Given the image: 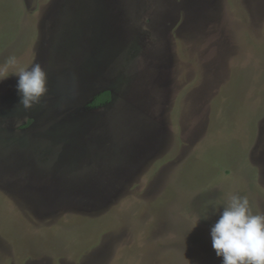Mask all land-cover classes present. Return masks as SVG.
I'll list each match as a JSON object with an SVG mask.
<instances>
[{"label": "rangeland", "instance_id": "obj_1", "mask_svg": "<svg viewBox=\"0 0 264 264\" xmlns=\"http://www.w3.org/2000/svg\"><path fill=\"white\" fill-rule=\"evenodd\" d=\"M0 72V264H222L264 214V0H0Z\"/></svg>", "mask_w": 264, "mask_h": 264}, {"label": "clouds", "instance_id": "obj_2", "mask_svg": "<svg viewBox=\"0 0 264 264\" xmlns=\"http://www.w3.org/2000/svg\"><path fill=\"white\" fill-rule=\"evenodd\" d=\"M17 63V58L10 56L4 66L14 67ZM14 73L18 75L20 103L30 110L48 91L47 73L39 63ZM7 77L0 72V82ZM222 205L223 211L210 229L212 248L222 257V264H264V214L253 213L248 197L238 194Z\"/></svg>", "mask_w": 264, "mask_h": 264}, {"label": "trees", "instance_id": "obj_3", "mask_svg": "<svg viewBox=\"0 0 264 264\" xmlns=\"http://www.w3.org/2000/svg\"><path fill=\"white\" fill-rule=\"evenodd\" d=\"M112 98V94H111V91H104L103 93L99 94L96 99H95V104H101V103H104V102H107L109 100H111Z\"/></svg>", "mask_w": 264, "mask_h": 264}]
</instances>
